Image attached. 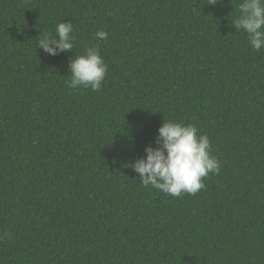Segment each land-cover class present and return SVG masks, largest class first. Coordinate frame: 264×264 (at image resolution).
<instances>
[{"label": "trees", "instance_id": "1", "mask_svg": "<svg viewBox=\"0 0 264 264\" xmlns=\"http://www.w3.org/2000/svg\"><path fill=\"white\" fill-rule=\"evenodd\" d=\"M209 2L0 0V264H264V49L233 26L243 0ZM61 22L73 49L49 55ZM90 46L101 89H72ZM164 121L210 138L196 194L128 167Z\"/></svg>", "mask_w": 264, "mask_h": 264}, {"label": "clouds", "instance_id": "2", "mask_svg": "<svg viewBox=\"0 0 264 264\" xmlns=\"http://www.w3.org/2000/svg\"><path fill=\"white\" fill-rule=\"evenodd\" d=\"M218 2L210 0L209 4ZM232 23L237 31L247 33L253 50L264 49V0H243L239 4V16ZM73 30L71 22L59 23L55 35H44L38 42V48L53 56L72 50ZM95 35L106 40L109 34L100 30ZM69 71L71 79L67 81L68 87H90L99 91L108 65L99 48L90 46L84 54L71 60ZM158 133L156 146H146V155L128 165L140 175L143 186H152L177 197L184 192L196 194L205 187L203 178L210 173H219L220 162L212 155L210 138L200 134L196 125L164 121Z\"/></svg>", "mask_w": 264, "mask_h": 264}]
</instances>
